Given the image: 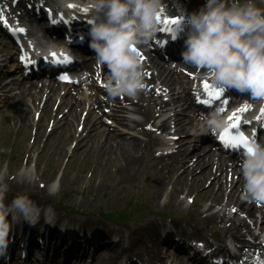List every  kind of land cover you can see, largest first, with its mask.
Segmentation results:
<instances>
[{"label":"clouds","instance_id":"obj_1","mask_svg":"<svg viewBox=\"0 0 264 264\" xmlns=\"http://www.w3.org/2000/svg\"><path fill=\"white\" fill-rule=\"evenodd\" d=\"M73 0H52V7L63 11ZM89 9L90 48L95 61L107 68L106 92L109 97L136 98L145 91L146 71L139 49L148 46L160 31L162 0H82ZM264 0H205L199 9L181 18L187 28L185 64L209 76L216 89L234 88L250 93L253 101L264 103ZM42 55L48 47L33 37ZM135 49V50H133ZM201 131L219 133L227 127V119L218 110L201 118ZM252 150L244 153L241 165L243 199L264 203V140H253ZM6 169H0V256L7 255L10 233L17 223L55 226L57 213L48 205L41 206L27 194L15 195L7 201L9 185ZM19 182L32 184L34 170L21 168ZM48 196L60 191V182L46 186Z\"/></svg>","mask_w":264,"mask_h":264},{"label":"bare ground","instance_id":"obj_2","mask_svg":"<svg viewBox=\"0 0 264 264\" xmlns=\"http://www.w3.org/2000/svg\"><path fill=\"white\" fill-rule=\"evenodd\" d=\"M30 1V0H26ZM20 6H22V1L20 2ZM185 39H187V35L183 36ZM183 39V38H182ZM174 50L170 48V53H172ZM162 75V73H160ZM165 77H163L164 79ZM146 83H151L154 81V78L151 77L149 74L146 73L145 77ZM170 80V79H169ZM24 87L20 81H12L9 84L5 81L4 76H0V91L3 93L4 90H7L8 87L12 84L15 86L17 91L14 93L12 101L14 100V103L16 106H18L19 110L21 108L23 109L25 107L23 102L28 101V97L30 98L31 105L27 106L28 110H30V107L35 106V101L39 100L42 102L41 106L37 110L38 117H40V124L41 121H44V117L46 114L51 112V120L52 122L56 123L57 126L54 129L53 133L51 134V138L54 139L50 140L54 141V143H58L59 141L65 142L66 139H70L74 136L75 132L71 131L72 122L74 121L75 124L81 122L80 125V131H83L84 129H87L86 137H89L88 132H90V136H98L97 139L92 144V147H97L98 143L100 141V148H97V157L101 160V156H106L105 159L101 160L105 162V166L109 165L108 162L115 163V170L117 174H119V181L113 183V186L111 188L119 189L123 185L129 186L133 183V181H137L136 179L132 178L131 175V169L132 167H135V170H140L145 165H152V156L150 153V149L145 152L144 149L147 147L150 143L152 144L158 139V136H152L149 131L145 132L146 139L145 141H141L135 136H132L129 138V140L123 139L122 136H120L121 132L110 130L109 128L105 127L103 125V122L99 120L98 117L93 116L90 114L91 111H93V107L88 110L89 117L83 116L80 114L81 110V103L75 102L76 104H72L70 102V95L68 92H65V95H61L59 99L56 102V105L54 109H52L50 102L52 101L53 93L56 91V88H53L52 85L51 89H45L42 85L37 87L38 84H36L35 81H24ZM53 91V92H52ZM28 96V97H27ZM148 109L155 105V100L152 99V95L148 97ZM172 99H162L159 103L160 105H170ZM185 101V98H184ZM174 102V101H173ZM191 104V103H190ZM141 107V106H140ZM63 109H66L64 112ZM142 109V107H141ZM144 111V109H142ZM154 111L152 110V113ZM16 107L13 108V114H7L9 123L12 121L13 124L15 123L18 125L22 118L24 117L23 126L27 128V125L30 126L32 124V121L28 115H24V113H21L19 116H16ZM112 114H114V109L112 110ZM141 114V113H139ZM144 118L146 117L144 114H141ZM152 122L149 124V126L155 125L153 122V116H151ZM39 119V118H38ZM179 121V118H177ZM119 123H123V118H118ZM164 122L159 126H164ZM158 126V127H159ZM160 131V129H158ZM78 146L81 144L82 141H84V137L77 140ZM77 145V143H76ZM85 148V147H83ZM27 150V149H26ZM32 148L28 149V152H30ZM83 150V149H81ZM62 151H55L56 156H60ZM197 164L202 167V170H200V173L198 174L199 177H206L209 173V163L208 161L205 162L202 157H198L196 159ZM207 165L208 167L204 169V166ZM137 167V168H136ZM151 167V166H150ZM212 181L209 183L211 186H218L221 183V180L219 179L218 175L212 176ZM13 187L15 189L19 188H26L30 184L28 183H21L19 182L18 178L13 179L12 183ZM93 185V182H92ZM107 185H103L102 183H98L97 185H94V188H103ZM163 184L161 182H156L155 184H152V191L159 195L161 193ZM221 190L217 189V192ZM159 197V196H158ZM51 197L48 196L47 192H43L41 196L37 198L38 202H43L46 200H49ZM215 198V197H214ZM227 200L230 204L235 206L239 211L244 212L246 215L248 214V210L250 209V206L246 203L245 199H243L242 195V185L238 184L237 186L230 187V190L227 192ZM168 203H170L172 206H180L181 202L175 200L172 202L170 200ZM207 219L211 220L212 222L220 223L225 219V213H221L220 211H214L211 208H207ZM235 227V226H234ZM232 229V227H231ZM145 232L147 235L150 234H156L159 235V228L157 226H151L145 229ZM153 236V238H157V236ZM260 244V242H259ZM100 245L94 246L90 245V249L92 251H95ZM249 250H254L256 252V247H253L252 245L248 244ZM180 252H187L186 249H181ZM103 262V260H102ZM57 263V262H56ZM183 264H185L183 262Z\"/></svg>","mask_w":264,"mask_h":264},{"label":"rangeland","instance_id":"obj_3","mask_svg":"<svg viewBox=\"0 0 264 264\" xmlns=\"http://www.w3.org/2000/svg\"><path fill=\"white\" fill-rule=\"evenodd\" d=\"M37 134L35 135L36 138L38 136V133L41 132V135L43 133V128H37ZM34 130L31 129V127L23 128L18 127V125L10 124L9 122H5L3 118H0V169H6L8 172H13L17 167L24 168L25 166V157L26 159H29V163L33 164V159L37 158V161L40 162L38 168L40 171H42L43 175H49L50 171H56L57 168L61 167L65 160L66 155L63 153L60 156H56L54 153L55 151H58V149H55V145L47 144L43 148L41 147V139L38 140L36 143L37 147H32L37 150L33 152L32 150L29 154L27 153V147L30 145L35 144V139L33 136ZM40 135V136H41ZM27 149V150H26ZM74 158H72L67 163V171H71V175H77L80 174L83 177V180L87 183L86 185V191L85 194L87 195L89 204H96L99 202L101 191L100 188H94V185L98 186L99 181H104L107 176V170L106 166H100L95 167V159H94V153L91 152H84L80 151ZM30 155V156H28ZM39 155V156H38ZM51 159V162H48V160ZM59 166H58V162ZM57 164V165H56ZM36 165V164H35ZM38 165V164H37ZM58 166V167H57ZM106 171V172H105ZM56 175V172L54 173ZM88 181H86L87 177ZM94 182L93 185H90L89 183ZM89 184V185H88ZM136 187L131 188L130 191L128 190H122L118 196L124 199V201H121L117 203L116 205H111L107 208L109 209H115L118 207H121L125 202L133 204L135 201L133 199H137L136 195L132 194L130 192H138L140 193V202H148L151 204V196L147 193L143 192V188L141 187V184L135 183ZM34 189V186H32ZM75 188V183H69L64 187V189H61V192L57 194V197H61L63 193L67 194V203H72L73 198L75 195V192L78 191V188ZM168 186L166 187L167 190ZM165 190V191H166ZM108 193V192H107ZM139 198V197H138ZM164 198V199H163ZM162 200H165L167 198L163 197ZM69 200V202H68ZM105 199L102 198V201ZM91 206V205H90Z\"/></svg>","mask_w":264,"mask_h":264},{"label":"snow or ice","instance_id":"obj_4","mask_svg":"<svg viewBox=\"0 0 264 264\" xmlns=\"http://www.w3.org/2000/svg\"><path fill=\"white\" fill-rule=\"evenodd\" d=\"M76 5L74 4H69L68 8L73 9L75 8ZM85 12L88 11L87 8L84 9ZM3 19V18H0ZM61 19H63V15H61ZM160 21L164 25H175L180 22L179 18H168L165 17L162 19V17H159ZM6 23V21H5ZM163 31H168L172 32L171 28H165L162 29ZM14 31L18 33H24L25 29L24 28H18L15 29ZM135 50V49H133ZM52 58L55 60L56 59V53H51ZM26 57L21 56V60H25ZM68 57H64V61L67 62ZM56 62H60L59 60H56ZM63 79H67V77H63ZM203 89L205 93L208 95L209 99L208 100H203L201 103L207 104L212 101H221L223 97V90L221 89H216L214 88L208 81L203 82ZM228 101L224 100L223 104H227ZM223 111V108L220 109ZM248 110V106L245 105L244 107L238 109V112H246ZM261 114H264V108L260 109ZM229 124L228 126L220 133L219 139L225 144V146L233 147V148H241L244 152H250L252 150V142L253 140H250L248 136H245L242 131L239 132H233L235 129H239L242 123V118L237 115V112H233L229 117H228Z\"/></svg>","mask_w":264,"mask_h":264}]
</instances>
